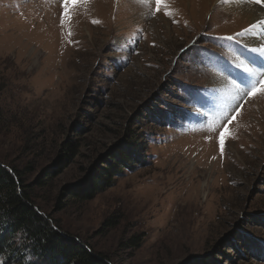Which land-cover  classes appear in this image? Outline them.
<instances>
[{
	"label": "rangeland",
	"instance_id": "1",
	"mask_svg": "<svg viewBox=\"0 0 264 264\" xmlns=\"http://www.w3.org/2000/svg\"><path fill=\"white\" fill-rule=\"evenodd\" d=\"M215 1L80 0L62 25L63 0H0V162L50 172L37 204L109 264H264V66L241 55L264 0L252 22Z\"/></svg>",
	"mask_w": 264,
	"mask_h": 264
},
{
	"label": "trees",
	"instance_id": "2",
	"mask_svg": "<svg viewBox=\"0 0 264 264\" xmlns=\"http://www.w3.org/2000/svg\"><path fill=\"white\" fill-rule=\"evenodd\" d=\"M65 146L68 152L74 149L72 142ZM123 150L136 161L131 148ZM109 166L108 170L97 167L82 185L65 188V200H57L56 207L62 209V202L75 199L89 201L111 187L116 167ZM49 175L46 171L41 179L27 183L22 171L0 162V264H109L106 256L64 232L37 204L34 188L45 185Z\"/></svg>",
	"mask_w": 264,
	"mask_h": 264
},
{
	"label": "bare ground",
	"instance_id": "3",
	"mask_svg": "<svg viewBox=\"0 0 264 264\" xmlns=\"http://www.w3.org/2000/svg\"><path fill=\"white\" fill-rule=\"evenodd\" d=\"M198 1L201 2L202 4H204L206 7H209L211 5V2H213V0H198ZM244 2H245V0H225V3H226L225 7H227L226 8L227 11L235 10L238 13L237 15H239L240 17H244L246 19L249 16H253L254 11H252V10H254V9H253V7H250V6L249 7L243 6L242 4ZM231 4L234 5V6H230ZM228 8H232V9H228ZM199 11H200V9H199ZM257 15H259V13ZM257 15H255V16H257ZM259 16H261V15H259ZM262 16H264V15L262 14ZM248 19L251 22L255 21V19H251V17H249ZM257 19H259V18H257ZM250 25H251V23H250ZM244 39H245V43H247L248 46H251L253 48H261V46L264 45V31L261 29V27L256 25L255 28L250 33L246 32V34L244 36ZM252 49H248V48H244L243 49L241 55L246 58L247 62H246V64L245 63L242 64V68H251V67H256L257 65H260V64H264V58L260 57L259 59H256V58H253L252 56H250L249 53L252 52ZM248 72L251 73V72H254V71L248 70ZM240 75H242V76H240V78H241L242 82L245 84L247 78L245 76H243L244 74H243L242 71H241ZM238 76L239 75L236 74L237 78H238ZM213 81H216V83H218V79H217L216 76L214 77ZM221 85H224L223 87H226L228 85L229 86L228 90L230 92H232L233 91V87H236L237 84H236V81L234 83L232 81H229L228 83L222 82ZM234 90H235V88H234ZM215 95H217V92L216 93H214V92H209L208 93V97L210 98V100H212V102H214V100L217 99V97ZM217 103H219V102H217ZM250 103L251 102H249L248 104H250ZM261 110H262V107H261V109H259V111L261 112Z\"/></svg>",
	"mask_w": 264,
	"mask_h": 264
},
{
	"label": "snow or ice",
	"instance_id": "4",
	"mask_svg": "<svg viewBox=\"0 0 264 264\" xmlns=\"http://www.w3.org/2000/svg\"><path fill=\"white\" fill-rule=\"evenodd\" d=\"M80 2V0H63L62 3V8L64 9V11L61 13V24H64L65 18H69L70 19V6H75L76 4H78ZM157 4H159L160 0H156ZM257 2H259V0H257ZM166 15H168L169 13H165ZM93 23H98V21H93ZM252 51L254 53L259 52L261 54H264V47L261 48H256V49H252ZM264 58V57H262ZM260 83V90L264 91V77H262L259 81ZM253 91H255V88H253ZM248 95H252V92L247 93ZM227 131V130H226ZM221 136H224V133L221 134ZM220 148H221V154H223V149H224V140L221 139L220 140Z\"/></svg>",
	"mask_w": 264,
	"mask_h": 264
}]
</instances>
